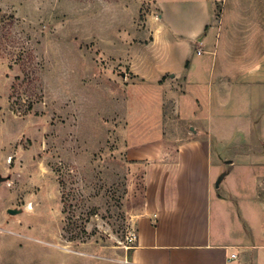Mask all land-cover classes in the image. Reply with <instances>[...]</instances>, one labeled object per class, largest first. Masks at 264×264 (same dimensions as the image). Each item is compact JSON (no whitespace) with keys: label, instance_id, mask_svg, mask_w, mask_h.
Wrapping results in <instances>:
<instances>
[{"label":"rangeland","instance_id":"374dc122","mask_svg":"<svg viewBox=\"0 0 264 264\" xmlns=\"http://www.w3.org/2000/svg\"><path fill=\"white\" fill-rule=\"evenodd\" d=\"M209 6L192 37L197 0H0L36 77L0 49V264L127 263L151 173L200 114L189 59L210 37L264 68V0Z\"/></svg>","mask_w":264,"mask_h":264},{"label":"crops","instance_id":"0c3cea01","mask_svg":"<svg viewBox=\"0 0 264 264\" xmlns=\"http://www.w3.org/2000/svg\"><path fill=\"white\" fill-rule=\"evenodd\" d=\"M197 1L192 37L211 20L210 0ZM214 43L189 59L200 114L170 167L151 173L126 264H264V68L252 52L214 56Z\"/></svg>","mask_w":264,"mask_h":264},{"label":"trees","instance_id":"16d2710c","mask_svg":"<svg viewBox=\"0 0 264 264\" xmlns=\"http://www.w3.org/2000/svg\"><path fill=\"white\" fill-rule=\"evenodd\" d=\"M14 24L15 17L13 15H0V49H18L16 60L14 61V63H20L22 66L31 65V70L26 71L25 78L27 79V81L32 82L36 78L34 72L35 69L33 67V52L25 47L24 40L21 37H17L13 34L12 27L14 26ZM32 75L34 77H32Z\"/></svg>","mask_w":264,"mask_h":264},{"label":"built area","instance_id":"2783aa9c","mask_svg":"<svg viewBox=\"0 0 264 264\" xmlns=\"http://www.w3.org/2000/svg\"><path fill=\"white\" fill-rule=\"evenodd\" d=\"M203 53H205V52H204L202 49H200V50L198 51V55H202ZM137 238H138V235H137L136 233H134V234L132 235L130 241L136 242V241H137ZM233 257H235V256L233 255Z\"/></svg>","mask_w":264,"mask_h":264},{"label":"water","instance_id":"95a60500","mask_svg":"<svg viewBox=\"0 0 264 264\" xmlns=\"http://www.w3.org/2000/svg\"><path fill=\"white\" fill-rule=\"evenodd\" d=\"M8 212H9L10 214H17V213H18L17 210H11V209H10Z\"/></svg>","mask_w":264,"mask_h":264}]
</instances>
